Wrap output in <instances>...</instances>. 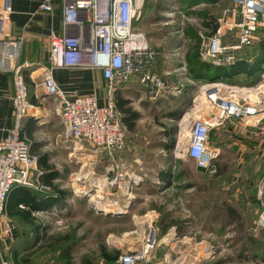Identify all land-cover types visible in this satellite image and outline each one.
I'll list each match as a JSON object with an SVG mask.
<instances>
[{
    "label": "rangeland",
    "instance_id": "obj_1",
    "mask_svg": "<svg viewBox=\"0 0 264 264\" xmlns=\"http://www.w3.org/2000/svg\"><path fill=\"white\" fill-rule=\"evenodd\" d=\"M192 2L146 0L135 22L155 49L154 70L169 89L164 97L153 99L137 81L120 84L119 96L128 99L127 107L139 114L134 129L128 128L126 150L111 157L103 149L93 153L87 147L71 158L73 144L65 141L62 127L55 126L61 134L55 136L53 145L57 141L62 149L51 153L49 164L59 170L61 177L55 184L67 195L49 211L35 215L39 228L31 239L39 243H26L29 250L19 258L21 263L26 257L33 263L64 264L60 251L71 244L73 264L84 259L102 264L106 261L103 251L121 254L141 248L147 223L153 222L162 242L145 264H264V227L257 223L262 206L256 195L264 149L245 137L240 145H233L232 137L222 136V152L207 169L199 168L185 152L187 112L195 103L205 104L203 88H209V93L224 85L255 87L264 81V65L252 78L215 82L194 78L191 66L199 60L206 62L201 52L211 35L207 18L217 21L223 9L233 4L229 0ZM225 39L237 42V30L227 31ZM260 40L244 52L253 57ZM37 90L41 98L40 85L32 84L31 94ZM251 92L255 97L256 92ZM104 96L101 90L100 102ZM41 106L58 116L52 96L43 97ZM232 126L243 136L238 131L242 127L235 122ZM165 144L173 147L164 148ZM113 164L122 168L124 179L139 175L129 195L120 187H105V175L115 174L107 170ZM75 175L86 178L79 184ZM103 204H109L111 211L104 212L99 206Z\"/></svg>",
    "mask_w": 264,
    "mask_h": 264
},
{
    "label": "built area",
    "instance_id": "obj_2",
    "mask_svg": "<svg viewBox=\"0 0 264 264\" xmlns=\"http://www.w3.org/2000/svg\"><path fill=\"white\" fill-rule=\"evenodd\" d=\"M62 1L65 32L50 34L49 66L43 70L40 85L47 95L57 101V113L64 128L63 137L73 144L69 152L71 158L81 150L86 151L87 147L93 153L103 149L113 157L127 148L128 127L116 106L120 84L137 81L153 99L164 97L169 89L154 70L155 49L146 33L135 27L146 0ZM230 1L233 5L224 8L217 19L218 29L204 40L201 57L214 65L234 62L239 50L264 38V0ZM53 2L42 0L39 9L52 12ZM12 12V0H0V59L11 73L14 90L13 124L3 128L5 135L0 140V222L4 223V233L8 235H11L12 228L6 212V200L11 188L15 185L37 188V184L41 189L49 188L38 182L43 169L38 165V157L31 153L28 139L21 133L22 122L33 108L24 74L31 64L22 59L25 30L13 31ZM229 30H237V42L226 41ZM67 67L101 70L106 81L105 102L102 104L96 94L78 93L70 97L53 76L55 68ZM219 87L209 93V88H203L205 104L199 107L195 103L191 112H187L189 135L185 152L203 169L212 167L220 154L211 145L213 129L224 126L227 121L243 128L256 129L264 120V81L255 87ZM252 90L256 92L255 97L251 94ZM107 170L115 171V174L105 175V187L117 186L123 189V194L129 195L139 175L133 174L124 179V172L118 164ZM261 170L256 195L262 210L257 223L264 227V164ZM33 172L35 178L32 177ZM77 177L74 178L78 183L86 178L78 180ZM146 230L141 248L121 253L114 264H145L149 261L153 250L162 241L158 225L148 222ZM0 264H13L1 248ZM102 264L110 263L104 261Z\"/></svg>",
    "mask_w": 264,
    "mask_h": 264
},
{
    "label": "crops",
    "instance_id": "obj_3",
    "mask_svg": "<svg viewBox=\"0 0 264 264\" xmlns=\"http://www.w3.org/2000/svg\"><path fill=\"white\" fill-rule=\"evenodd\" d=\"M41 2L42 0H12L13 12L11 15V21L14 32L25 30V42L22 50V59L30 62L31 64L29 68L24 70V74L29 86V98L33 104V108H31L29 115L25 117L22 122L21 133L28 139L31 153L36 155L38 158L41 154L47 153L49 155L48 162H50L51 153H53L55 149H62L57 141L56 147L53 145L55 136H59V134H61L57 133L55 126L60 125L62 127V133L64 128L60 117H58L59 115L57 117L52 116L50 114L52 111L48 110L45 106H41L42 98L48 95L45 93L40 83L44 68L49 66L50 34L52 32L63 34L65 32V28L62 23L63 1L54 0L52 12L41 11L39 9ZM229 2L231 1L229 0ZM53 76L59 86L70 97L79 93L86 95L96 94L99 98L101 90H104L106 93V81L103 78L101 70H93L88 67L55 68L53 70ZM252 76L253 75L249 76L247 74H241L233 79L241 80L242 77L252 78ZM38 77L41 78L40 82H36ZM32 84L40 85L41 98L38 95V90L31 94ZM212 85L216 86L217 84ZM13 91L11 73L8 72V67L0 59V140L5 135L3 128L11 127L13 124ZM104 102L105 96L102 104ZM55 105L56 108L53 111L57 112L56 100ZM232 123L233 121H227L224 126L213 130L214 134L211 139L212 147L219 150L221 153L222 143L224 140L222 136L229 135L233 139V145H240L245 137L249 139L248 143L252 145L255 144L257 148L262 147L264 149V120L261 122L259 128L247 129L242 127L241 130H238L239 135L243 136L237 135L238 132L236 128L232 126ZM213 141H216L217 144H213ZM39 167L44 169L41 166ZM19 207L25 208L23 204H20ZM50 209L37 212L34 211L32 215L35 217L38 213L49 211ZM7 216L10 218L12 225L11 235L4 233V223L0 222V248L6 253L7 257L13 264H47L45 261L42 263H33L34 260L32 262L23 261V263H21L22 259L19 258H21V256L26 252L24 250V244L32 242L31 236L33 235V232L30 229V225L25 223L20 217L9 216L8 214ZM23 225H25L26 228H24ZM14 251H17L16 259L13 258ZM35 255L36 254L33 256Z\"/></svg>",
    "mask_w": 264,
    "mask_h": 264
},
{
    "label": "trees",
    "instance_id": "obj_4",
    "mask_svg": "<svg viewBox=\"0 0 264 264\" xmlns=\"http://www.w3.org/2000/svg\"><path fill=\"white\" fill-rule=\"evenodd\" d=\"M192 1V4H198L204 1L214 2L215 0ZM207 19L208 21L205 22V25L210 28V33L215 32L219 26L218 22L214 18ZM254 45L246 46L239 50L236 54V60L232 63L214 65L212 63H206L202 60H199L195 65L191 66L190 71L193 74L194 78L209 80L211 82L232 80L234 77L241 74H247L249 76L256 75L263 69L264 65V38H262L260 42H258V44L255 46L256 52L253 57L250 54L248 55L247 52H244V50L251 48ZM128 103V99H124L119 96L118 92L116 93V106L122 113V119L124 123L130 130H133L135 127V121L138 119L139 114L133 111L131 108L127 107ZM213 130L211 132V139L214 134ZM171 146L173 147V144H165L164 148H171ZM48 161L49 155L47 153L41 154L38 158L39 166L44 168L43 174L39 177L38 182L48 186V189H41L38 187V184V188L25 185H15L11 188L6 200L7 214L9 216L20 217L25 223L30 225L31 231L33 228V234L34 231L37 232L39 226H35V217L32 215V213L34 211L37 212L50 209L51 207L57 205L60 201H64L67 195L66 190H61L56 186L55 180L59 179L61 175L59 173V170L56 169L53 165L49 164ZM162 177H167L164 172H162ZM20 204H23L25 208H20ZM9 223L11 225V221ZM38 243L39 240L37 242L33 240L32 245L36 246ZM24 250L26 252L29 250L28 248H26V244H24ZM60 253L61 257L64 260V264H73L70 258L71 244L65 246L60 251ZM103 255L108 263L114 264L115 260H117L120 254L119 252H116L115 254H109L103 251ZM16 257L17 251H14V258L16 259ZM23 261L29 262L26 257L25 260L23 258ZM81 264H93V262L90 259H84Z\"/></svg>",
    "mask_w": 264,
    "mask_h": 264
},
{
    "label": "bare ground",
    "instance_id": "obj_5",
    "mask_svg": "<svg viewBox=\"0 0 264 264\" xmlns=\"http://www.w3.org/2000/svg\"><path fill=\"white\" fill-rule=\"evenodd\" d=\"M216 86H217V85H216ZM216 86H215V87H216ZM70 156H71V155H70ZM75 176H76V175H75ZM75 176H74V177H75ZM77 178H78V180H80V179H81V176H78ZM97 186L100 187L101 184H99V185H97ZM98 192H100V191H98ZM94 197L97 198V197H99V196H98V195H94ZM91 200H95V199H91ZM92 202H93V201H92ZM108 205H109V204H108ZM108 205H107V204H106V205L103 204V205H99V206H101V208L103 209L104 212H109V211H111V208H110ZM99 206H98V207H99ZM165 240H168V239L166 238Z\"/></svg>",
    "mask_w": 264,
    "mask_h": 264
}]
</instances>
